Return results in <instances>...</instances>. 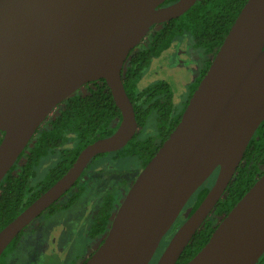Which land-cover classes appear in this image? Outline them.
Here are the masks:
<instances>
[{"label": "water", "instance_id": "1", "mask_svg": "<svg viewBox=\"0 0 264 264\" xmlns=\"http://www.w3.org/2000/svg\"><path fill=\"white\" fill-rule=\"evenodd\" d=\"M0 0V180L53 109L83 84L104 79L120 120L87 143L68 168L0 228V255L57 201L99 153L137 129L121 69L154 24L196 0ZM264 118V0H246L193 89L179 121L140 169L101 243L83 264H147L191 194L217 168L204 197L155 264H175L223 196ZM264 251V171L184 264H257Z\"/></svg>", "mask_w": 264, "mask_h": 264}, {"label": "trees", "instance_id": "2", "mask_svg": "<svg viewBox=\"0 0 264 264\" xmlns=\"http://www.w3.org/2000/svg\"><path fill=\"white\" fill-rule=\"evenodd\" d=\"M173 1L175 0H164L162 4ZM245 1L196 0L179 16L152 25L149 33L145 35V44L134 47L128 53L121 69V77L125 92L130 100L138 99L133 110L140 129L136 130L123 147L111 151L115 157H133L143 167L177 124L187 103V99L184 100L180 109L174 113L168 98L171 94L170 85L166 81H161L149 86L147 90L156 89L164 95L155 98L148 110L144 109L139 99L141 95L136 89V83L151 59L166 49L173 38L182 34H189L193 38L195 46L201 47L205 53L213 56ZM209 61L206 62V66ZM193 85H190V89ZM151 111H155L156 114L157 133L155 136L142 133L145 119ZM119 120L120 111L115 105L104 79L83 84L81 89L61 101L35 130L29 143L19 154L17 159L24 157L22 169L13 173L15 165H12L2 179L6 186L0 189V228L51 185L69 167L82 147L97 138L112 133ZM69 142L71 144L67 145ZM107 153L109 152L99 153L93 159ZM49 154L56 156L54 162L48 167L42 178L35 180L33 193L25 194L24 186L28 184L29 178L36 174V166L40 160ZM89 164L85 168H88ZM263 167L264 118L249 139L223 196L214 205L211 215L194 232L175 264H184L205 244L216 226V220L219 221L263 173ZM216 171L217 168L192 193L189 202L194 201V208L209 189ZM2 182L0 181V184ZM113 197L110 193H106L102 197L98 213L91 225V236L103 233L109 226L115 209H113ZM55 205L56 202L45 211H52ZM16 239L17 237L12 239L1 253L0 264H7L5 255L15 246ZM257 264H264V251L259 256Z\"/></svg>", "mask_w": 264, "mask_h": 264}, {"label": "rangeland", "instance_id": "3", "mask_svg": "<svg viewBox=\"0 0 264 264\" xmlns=\"http://www.w3.org/2000/svg\"><path fill=\"white\" fill-rule=\"evenodd\" d=\"M206 58L204 50L193 44V38L189 34L176 36L166 49L151 59L143 69L136 86L140 89L156 81L164 80L171 85L176 101L186 99L190 91L189 85L200 77L202 61ZM181 105L177 101L174 111L177 112V108ZM155 132V113L152 112L146 119L142 133L145 135L155 134ZM70 144L69 142L67 145ZM55 158L54 154H49L40 160L37 166L39 178L44 176ZM91 166L102 172L107 171L115 180L126 176L128 182L118 191L119 198L129 188L128 184L136 173L133 171L134 169L138 171L140 165L133 157L116 158L110 151L102 157L93 159L89 164V167ZM86 197L91 198L89 194L83 195L67 209L59 210L54 215L43 218L40 227L31 228V224L41 219L44 213L38 215L17 237L16 245L5 255L6 262L9 264H74L76 262L74 255L88 251L86 232L94 206L86 201ZM52 241L54 244H51Z\"/></svg>", "mask_w": 264, "mask_h": 264}, {"label": "flooded vegetation", "instance_id": "4", "mask_svg": "<svg viewBox=\"0 0 264 264\" xmlns=\"http://www.w3.org/2000/svg\"><path fill=\"white\" fill-rule=\"evenodd\" d=\"M145 40H146V37H144L143 40L140 42L141 46L145 44ZM140 44L137 45V47H140ZM206 55H207V58L203 59V61H202L200 77L197 78L194 83H192V84H194L192 89H190V85L191 84L189 85L190 91H189L188 96L186 98L187 100L190 97L193 89L195 88V86L199 82L200 78L204 74L205 70L207 69V67H208V65H209V63L211 61L212 55H210L208 53H206ZM208 60H210V61H209L208 65L206 66V62ZM161 81H164V80L156 81L153 84L147 85V86L142 87L140 89L136 86L137 91L140 92L139 94L141 96H139V99L142 102V104L144 106V109L148 110L150 108V106L152 105V103H153L155 98H158V96H163L164 95L163 93L158 92V90H156V89L153 90V91L147 90V88L149 86H152V85H154L156 83H159ZM82 87H83V85L80 86L77 90L81 89ZM170 93L171 94L168 96V98H169V100L171 102L172 111L175 113V111H174L175 103L177 101H179L182 104L183 101L186 100V99L182 98V99H178L176 101L175 100V95L173 93V89H172L171 85H170ZM179 95H180V98H181V94L180 93H179ZM137 100L138 99H135V100L131 101L132 105H133V108H134V105H135ZM180 107L177 108V110H179ZM152 112L155 113V111H151V112H149V114H151ZM148 115H147V117H148ZM155 116H156V114H155ZM147 117H146V119H147ZM146 119H145V123H146ZM145 123H144V126H145ZM137 129H140L138 124H137ZM156 133H157V127H156L155 134ZM1 134H2V132H0V136H1ZM155 134L153 133L151 135L155 136ZM102 156H104V155H102ZM102 156H100V157H102ZM116 158H121V157H116ZM23 162H24V157H21L20 159H16L15 162L13 163V165H15V166H14L12 172L13 173H17L18 170H21ZM37 166H36V174L32 178H29L28 184L24 186V193L27 194V195H31L33 193V191H34V187H33L34 182H35L36 179H40L39 176H38V173H37ZM141 168H142V166L140 165L139 168H138V171H135V169H134L133 173H135V172L136 173H135L132 181H130V183L128 184V187L133 182V180L135 179L136 175L138 174V172L140 171ZM263 169H264V167H263ZM106 172H102L100 169H98V168L96 169L93 166H91V167L88 166V168H85L83 170V172L81 173V175L79 176V178L74 182V184L57 201H55L56 205H55L54 209L52 211H45L48 208L47 207L44 210L45 212L44 211L42 212V213H44L43 217L41 219H39L38 221L36 220L33 224H31V228L40 227L43 218H48V217L54 215L59 210L67 209L72 204H75L78 201V199L81 198L83 195L89 194L91 198L87 199V197H86V201L90 202L92 204V206H94V208H93V212H91V219L89 220V228H88V230L86 232V236H87V239H88V245H87L88 251L86 250V253L84 252V253L79 254V255L78 254L74 255V258H75L74 260L76 261L75 263H74V260L72 261L74 264H83L86 261V259L92 254V252L101 243V241H102V239H103V237L105 235V232L107 231V229L109 227L108 226L107 229L103 233L92 235V236L90 234L91 225H92V223L94 221L95 216L98 213V209H99V205H100V201L102 200V197L106 193H108V194L110 193L111 195L114 196L113 197L114 198L113 209L115 208L114 212H113V214H114L116 209H117V207H118V205H119V203H120V201L123 199L126 191L128 190V188H127L125 190V192L123 193V195L121 194L119 196V198H118V191H120L123 188L124 184L127 183L128 180H127L126 176L118 178L117 180H115L112 175H110L108 172L107 173ZM4 176H3V178H4ZM2 179L0 180L1 182H2ZM5 186H6V183L2 182L0 184V189H3ZM190 197L188 198V200L186 201L185 205L180 210L179 214L177 215V217L174 220V222L172 223V225L167 229V231L160 238L159 243H158L154 253L152 254V256H151V258H150V260L148 261L147 264H155L156 263L159 255L161 254V252L163 251L164 247L168 243V241L171 238L172 234L177 229V227L184 221V218H183L184 210L187 207H190L189 213H191L192 210L194 209V204H193L194 201L189 202ZM87 207H89V206H87ZM111 219H112V217H111ZM215 223L217 224L218 220H216ZM21 232H22V230L19 232V234L16 237H18ZM51 244H54V241H52ZM15 245H16V243H15ZM7 264H9V263H7Z\"/></svg>", "mask_w": 264, "mask_h": 264}]
</instances>
